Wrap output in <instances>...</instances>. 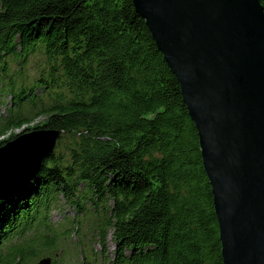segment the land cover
Returning a JSON list of instances; mask_svg holds the SVG:
<instances>
[{"label":"trees","instance_id":"obj_1","mask_svg":"<svg viewBox=\"0 0 264 264\" xmlns=\"http://www.w3.org/2000/svg\"><path fill=\"white\" fill-rule=\"evenodd\" d=\"M35 55L44 65L25 79ZM7 94L0 137L25 125L61 135L34 178L0 198V264L33 254L20 246L2 258L14 228L59 195L102 218L110 264H224L197 128L133 0H0V102ZM43 238L53 246L51 234L33 239Z\"/></svg>","mask_w":264,"mask_h":264},{"label":"water","instance_id":"obj_2","mask_svg":"<svg viewBox=\"0 0 264 264\" xmlns=\"http://www.w3.org/2000/svg\"><path fill=\"white\" fill-rule=\"evenodd\" d=\"M133 3L176 75L197 128L224 264H264L263 5L260 0ZM60 135V130H33L0 147L3 167L23 161V154L35 157V164L25 168L29 175L26 171L0 198L34 178ZM50 262L45 258L38 264Z\"/></svg>","mask_w":264,"mask_h":264},{"label":"rangeland","instance_id":"obj_3","mask_svg":"<svg viewBox=\"0 0 264 264\" xmlns=\"http://www.w3.org/2000/svg\"><path fill=\"white\" fill-rule=\"evenodd\" d=\"M44 62L45 59L42 55L31 56L25 64L22 77L27 79V75L38 76ZM10 66L11 70H17L20 67L17 62L12 61H10ZM22 77L19 75L15 76L18 80H21ZM2 99L4 102H0V113L5 112L11 106V96L9 94L4 95ZM42 120L43 118H37L34 123ZM34 123L30 124V126H33ZM25 126L7 132L0 139H6L10 133L20 135V133L33 131H23ZM55 149L57 150L58 148ZM27 173L29 175L28 171ZM82 187H84V183H81ZM74 204L66 202L63 196L59 195L49 209L43 211V213H36L35 219L29 223V227H25L22 224L14 228L12 235L4 245L2 258H7L15 247L22 246L33 248V252H31L33 254L30 256L26 254L24 257L16 256L15 264H38L45 258L51 259L50 264L112 263L115 258L116 243L111 233L105 239V243H101L100 230L98 228L102 218L94 215L91 210L87 211ZM86 207H90L88 202ZM41 233L51 234L53 237L50 241L52 242V247L45 245V241L49 238H43L40 241L33 239Z\"/></svg>","mask_w":264,"mask_h":264},{"label":"bare ground","instance_id":"obj_4","mask_svg":"<svg viewBox=\"0 0 264 264\" xmlns=\"http://www.w3.org/2000/svg\"><path fill=\"white\" fill-rule=\"evenodd\" d=\"M31 151L30 152L32 154L33 150ZM34 158L35 157L33 155H31L30 158H27L23 154V157L20 158L23 161H20V160L10 161L12 163L11 166L8 167L7 165V167L10 169H7V167H3L4 165L1 166L2 164L0 165V195L11 191L12 189H14L16 184L20 182L22 178L24 179L25 174H26L24 173L26 172L25 168L29 170L28 168L32 166L34 163L33 161Z\"/></svg>","mask_w":264,"mask_h":264}]
</instances>
